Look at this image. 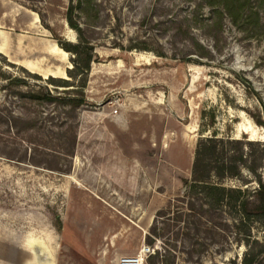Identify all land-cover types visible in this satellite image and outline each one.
<instances>
[{"label":"rangeland","instance_id":"obj_1","mask_svg":"<svg viewBox=\"0 0 264 264\" xmlns=\"http://www.w3.org/2000/svg\"><path fill=\"white\" fill-rule=\"evenodd\" d=\"M69 14L96 61L67 111L43 95L48 75L70 79L71 54L50 52L81 40ZM0 47V264H119L147 246L155 264H241L232 227L189 236L176 210L201 135L264 145V0H0ZM245 174L225 184L256 187Z\"/></svg>","mask_w":264,"mask_h":264},{"label":"trees","instance_id":"obj_2","mask_svg":"<svg viewBox=\"0 0 264 264\" xmlns=\"http://www.w3.org/2000/svg\"><path fill=\"white\" fill-rule=\"evenodd\" d=\"M67 19L70 27L76 29L81 37V40L76 43L71 41L58 43L61 48L71 54L72 66L66 70L70 79L50 75L46 81L55 87H67L66 90L69 92L65 96L54 95L47 84L43 98L61 103V108L68 111L76 109L86 101L85 86L91 63L96 61V58L93 47L82 37L77 23L70 14ZM23 69L29 76L41 78L40 74ZM15 81L21 82L20 78H16ZM252 91L261 101L259 93ZM30 95L34 98L41 96L40 92L38 95L34 93ZM38 100L43 101V99ZM74 141L73 137L72 144ZM64 147L68 149L66 144ZM52 157L58 158L59 155L53 154ZM30 161L35 163L34 160ZM263 163L264 145L259 141L219 137L217 134L201 135L194 150L191 178L186 180L188 199L185 202L182 201L185 210L179 208L176 210L178 220L182 221V228L186 230V233L188 232L191 236L190 230H195L196 235L207 232L213 239H218L232 227L236 238L244 240L247 246L241 264H264V240L250 236V226L253 223L259 222L264 225V175L261 171ZM245 170L257 183L256 187L252 189L242 187L250 182ZM231 179L241 181L242 185L225 184ZM164 212V210L158 211L157 216H162ZM205 215L209 216L206 223L203 220ZM156 223L157 220L151 226L154 233H157ZM157 256L158 253H149L145 262L155 264ZM161 264L165 263L161 262Z\"/></svg>","mask_w":264,"mask_h":264},{"label":"bare ground","instance_id":"obj_3","mask_svg":"<svg viewBox=\"0 0 264 264\" xmlns=\"http://www.w3.org/2000/svg\"><path fill=\"white\" fill-rule=\"evenodd\" d=\"M70 31L72 32L73 30L70 29ZM70 40H72V37L73 35L71 34L70 36ZM50 52L52 54H55L56 56H61L62 58H65L66 57V54L67 52L61 48L60 45L56 44V43H53L52 45V48L50 50ZM22 66L28 68L30 71H35V72H38V73H41L43 74L44 71H41L40 69H38L37 67H35L32 63H26L25 61H23V63H20ZM33 72V73H35ZM51 74V73H50ZM63 74V73H62ZM53 75L55 76V74L53 73ZM59 75V74H58ZM49 76V75H48ZM60 76V75H59ZM246 132H248L250 138H253V135H254V129L253 127H250ZM48 255V254H47ZM43 263V262H42ZM47 263V262H46Z\"/></svg>","mask_w":264,"mask_h":264},{"label":"built area","instance_id":"obj_4","mask_svg":"<svg viewBox=\"0 0 264 264\" xmlns=\"http://www.w3.org/2000/svg\"><path fill=\"white\" fill-rule=\"evenodd\" d=\"M150 253V248L147 246L138 254L125 255L120 258L119 264H144L146 256Z\"/></svg>","mask_w":264,"mask_h":264},{"label":"crops","instance_id":"obj_5","mask_svg":"<svg viewBox=\"0 0 264 264\" xmlns=\"http://www.w3.org/2000/svg\"><path fill=\"white\" fill-rule=\"evenodd\" d=\"M1 51H2V48L0 47V53H1ZM68 53V52H67ZM26 63H30V62H28V61H25ZM20 63H23V61H21ZM34 65V64H33ZM42 71V70H41Z\"/></svg>","mask_w":264,"mask_h":264}]
</instances>
